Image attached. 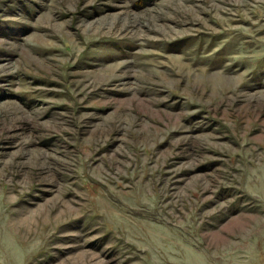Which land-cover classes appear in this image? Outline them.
Wrapping results in <instances>:
<instances>
[{"label":"rangeland","instance_id":"obj_1","mask_svg":"<svg viewBox=\"0 0 264 264\" xmlns=\"http://www.w3.org/2000/svg\"><path fill=\"white\" fill-rule=\"evenodd\" d=\"M0 264H264V0H0Z\"/></svg>","mask_w":264,"mask_h":264}]
</instances>
